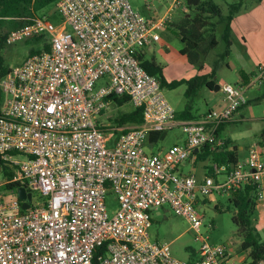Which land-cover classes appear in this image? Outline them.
Here are the masks:
<instances>
[{"label": "built area", "instance_id": "built-area-1", "mask_svg": "<svg viewBox=\"0 0 264 264\" xmlns=\"http://www.w3.org/2000/svg\"><path fill=\"white\" fill-rule=\"evenodd\" d=\"M183 4L176 0L174 8ZM56 8L60 24L38 16L5 40L41 38L50 49L0 73V157L13 173L0 185V264H230L228 247L201 233L197 204L250 185L264 207V153L255 144L245 161L212 162L202 180L181 168L202 147L226 146L219 129L248 103L252 83L225 84L224 108L183 123L184 144L149 153L150 134L173 130L177 118L137 55L160 40L169 18H147L130 0H59ZM2 50L0 34V56ZM254 78L264 82V67ZM112 96L143 112L142 124L118 137L99 121ZM17 183L42 201L33 198L25 211L17 190L6 200L1 189ZM110 191L119 204L111 219ZM164 205L201 242L195 260H179L170 244L151 240L153 211Z\"/></svg>", "mask_w": 264, "mask_h": 264}, {"label": "rangeland", "instance_id": "rangeland-1", "mask_svg": "<svg viewBox=\"0 0 264 264\" xmlns=\"http://www.w3.org/2000/svg\"><path fill=\"white\" fill-rule=\"evenodd\" d=\"M212 1L215 2L216 5H220L223 13L227 14L228 5L240 0ZM130 2L133 7L144 16H146L145 14L147 13L145 9L148 7L152 10H160V14L163 15L171 6V14L175 11H180V19H182L184 15V11L181 10L183 7L179 6V8H174L175 2H173V0H130ZM180 2L182 3L183 0H180ZM248 3L249 0L243 1L239 13L247 12V14H250L252 11L257 12L256 10L259 5H257V3L248 5ZM246 6L247 8H245ZM39 16H46L56 24L62 22L56 4L46 7L39 13ZM171 25L172 23L170 22L167 25L169 26V30L160 32L162 40L159 43V47L155 49L158 63L163 67V75L168 83L191 80L197 76L199 68L192 65L186 56H182L181 50L184 44L178 35L177 28L175 26L171 27ZM223 28V25L218 26V45L209 54L205 64L211 70H216L214 76L217 81L216 86L224 84L225 82L233 85L241 84L240 81H242L244 75L249 80L253 77L252 81H250L252 84L250 82L251 85L249 86L248 84L249 88L246 94L248 103L233 116L230 124L225 123L226 126L224 128V134L232 138L234 144H237L239 148H245L244 151L240 152V159L245 161L248 159L249 155L247 150L252 148L255 144H257L264 153V139L262 137V132L264 130V82L259 84L254 81L258 69L264 67V62H258V60L261 59V51L264 46H261L259 51L255 49L252 53V51H249V47L243 43L242 37L239 36V34H241L239 29L232 28L230 37L231 47L228 56H225L227 45L222 38ZM245 32L249 34L247 29H245ZM42 47V44L37 43L35 40L5 46L1 53L5 67L14 68L22 65L30 56L32 50L39 51ZM160 48H163L162 52H160ZM102 83L103 81L99 84ZM188 90L189 85L182 84L175 89L166 86L163 92L175 110H181L188 102L193 106L192 111L195 113L197 110H201L202 112L211 108L219 109L224 106L223 99H225V95L222 92H216V89L213 95H211L206 87H201L196 95L190 93V96L187 98L186 94ZM215 102L218 103L214 105ZM133 109L134 107L131 103H127L122 107L112 105L104 115L99 118V121L102 124L115 127L113 119ZM127 127L130 126L115 129L122 131L123 128ZM176 135L184 137L181 130L176 128L175 130L167 132L166 138L163 141L149 146L148 152L157 153L162 147L168 148L172 146L175 143L174 139ZM8 170L12 172L11 169L8 168ZM187 170H189V166ZM8 178L4 170L0 169V185L6 183ZM3 188L1 189L2 191L4 190ZM5 194L6 200H12L16 196L14 193L12 194L7 191ZM33 198V204L42 201V196L37 192H33ZM230 199V194L214 195L206 199L200 198L197 208L203 219L201 233L208 237L210 243L228 247L231 256L230 264H251L249 254L240 250L243 237L239 232L238 226L233 222L235 208L230 202ZM106 205L108 215L111 219L119 209L117 197L111 191L106 197ZM257 210V229L264 237V207H260ZM149 232L153 242L170 244L172 254L175 258L183 261H191L198 257L201 242L195 240L196 234L190 230V224L187 220L176 215L169 205H164L158 210L153 211L152 226Z\"/></svg>", "mask_w": 264, "mask_h": 264}, {"label": "trees", "instance_id": "trees-1", "mask_svg": "<svg viewBox=\"0 0 264 264\" xmlns=\"http://www.w3.org/2000/svg\"><path fill=\"white\" fill-rule=\"evenodd\" d=\"M58 1L59 0H0V34L2 36V49L5 47V40L9 31L31 23L33 19L39 16L42 10L49 5L56 4ZM243 1L244 0H240L229 4L228 12L224 14L222 7L216 5L212 0H183L184 15L177 24L172 26L177 28L178 35L184 44L181 54L186 56L192 65L197 66L199 71L204 70L207 57L218 45L217 28L219 25L224 26L222 38L227 45L225 56H228L231 47L230 37L232 22L240 12ZM257 1L260 2L261 0ZM32 40L42 44L43 47L39 51L32 50L30 56L38 54L43 50L50 49V45L46 43V40L41 38ZM137 58L149 74L156 76L160 80L162 89L166 86L175 89L182 84H188L189 90L186 94L187 98L190 96V93L196 95L203 86L211 90L216 86V81H209L207 75L196 76L191 80L168 83L164 78L163 69L160 65L152 61H144L140 53L137 55ZM7 71L8 68L5 67L4 60L2 56H0L1 76L3 77ZM215 71V69L212 70V77L215 76ZM242 81L245 85H248L250 82L245 75L242 77ZM110 100L113 105L117 107H122L130 103L127 97L112 96ZM113 122L115 127L103 124L102 129L109 130L113 128L115 136L118 137L122 133L127 132L129 128L142 124V109L134 108L128 113L120 114L113 119ZM126 126L130 127L123 128L122 131L115 129ZM166 135L167 132L151 133L149 146L163 141ZM262 137L264 139V131L262 132ZM197 156L200 161H207L210 159L212 162L220 164L236 163L239 161L236 153L226 151V146L214 152H211L208 146L202 147L200 152H196V157ZM0 169L4 170L9 177L8 179L13 177V173L4 165L1 157ZM20 186L21 184L19 183L9 184L3 189L4 191H16ZM230 195V202L235 208L233 222L238 226L239 232L243 237L240 250L249 254L251 264L264 261V237L257 229L256 214L258 212V205L254 188L250 185H244L234 189Z\"/></svg>", "mask_w": 264, "mask_h": 264}, {"label": "crops", "instance_id": "crops-1", "mask_svg": "<svg viewBox=\"0 0 264 264\" xmlns=\"http://www.w3.org/2000/svg\"><path fill=\"white\" fill-rule=\"evenodd\" d=\"M175 1L176 0H173V2H175ZM251 3L252 4L257 3V5H259L257 10H256L257 12L252 11V12H250V14H247V12L238 13L232 22V28L239 29V31L241 33V34H239V36L242 37L243 43L247 47H249V51H252V53H253L255 51V49L257 51H259V48L261 46H264V0H261L260 2H258L257 0H249L248 5H250ZM245 8H247V6ZM171 9H172V6L163 15H161L160 10H156V9L152 10L148 7L145 9L147 12L145 15L147 18H151V19L168 17L169 20L167 22V25L170 22L172 23V25H175L180 21V13H179L180 11H175L173 14H171L170 13ZM181 10H184V9H181ZM257 15H258V17H257ZM262 15H263V17H262ZM172 25H171V27H172ZM245 29H247L249 31V34H246ZM165 30L166 31L169 30V26H167V29H165ZM161 40H162V37L160 38L159 41L154 42L153 44L146 46L143 50L140 51V54L142 55V58L144 61H148V62L152 61V62H155L156 64L160 65L158 63V60H157V55L155 53V49H157L159 47V43ZM162 51H163V48H160V52H162ZM182 56H184V55H182ZM258 62H264V48L261 51V59H259ZM162 69H163V67H162ZM163 71H164V69H163ZM201 75H207L209 81H216L215 77L211 76L212 70L210 68H208L206 64H205L204 70L199 71V73L197 74V76H201ZM254 76H255V73H254ZM252 78L250 79V81H252ZM240 83L243 84L242 81H240ZM216 84H217V81H216ZM225 84H229V83L225 82L224 84H221V85L219 84L218 86L220 88H219V90H216V92L219 91L225 95V93L223 92V86ZM203 87H206V86H203ZM207 90L209 91V93L211 95H213L215 88L213 90L207 88ZM217 103L218 102H215L214 105H216ZM223 103H224V106H222L219 109H222L226 106V104H227L226 95H225V99H223ZM192 110H193V106H191L189 102L186 103L185 107L181 108V110L180 109L175 110L176 111V118H177V127L176 128L181 130V132H182L181 125L183 123L192 122V121H199L208 112H210L212 110H217V109L211 108V109H208V110L202 111V112H201V110H199V111L197 110L196 113ZM230 122H227V123L230 124ZM225 126H226V124L222 125L220 127L219 136L225 141L226 151L236 153L239 160H241L240 159V152L244 151L245 148L244 147L239 148V146L237 144H234V141L232 138H230L227 134H224ZM176 128H174L173 130H175ZM174 141H175V143L173 145L184 144L186 142L185 134H184V137H182L181 135H176ZM170 147H168V148H170ZM168 148L162 147L161 150H163V149L166 150ZM249 150H250V148L247 150L248 154H249ZM198 152H200V150ZM200 154H202V153H200ZM211 163H212V161L210 159L207 161H200V160H198V156H197L195 159L187 162L181 168V172L183 174L193 173L200 180H202L209 173V170H210L209 167L211 166ZM188 166H189V170H187ZM195 171H196V173H195ZM230 260H231V256H230Z\"/></svg>", "mask_w": 264, "mask_h": 264}, {"label": "water", "instance_id": "water-1", "mask_svg": "<svg viewBox=\"0 0 264 264\" xmlns=\"http://www.w3.org/2000/svg\"><path fill=\"white\" fill-rule=\"evenodd\" d=\"M219 86H216L215 89L219 90ZM17 196L18 198L23 201L22 209L29 210L33 203V194L32 192L27 191L26 187H19L17 189Z\"/></svg>", "mask_w": 264, "mask_h": 264}]
</instances>
